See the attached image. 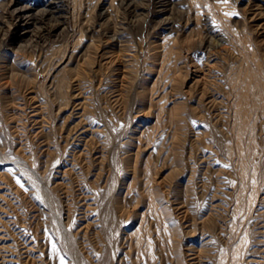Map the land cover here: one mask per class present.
Instances as JSON below:
<instances>
[{
    "label": "rangeland",
    "instance_id": "374dc122",
    "mask_svg": "<svg viewBox=\"0 0 264 264\" xmlns=\"http://www.w3.org/2000/svg\"><path fill=\"white\" fill-rule=\"evenodd\" d=\"M0 264H264V0H0Z\"/></svg>",
    "mask_w": 264,
    "mask_h": 264
},
{
    "label": "bare ground",
    "instance_id": "6f19581e",
    "mask_svg": "<svg viewBox=\"0 0 264 264\" xmlns=\"http://www.w3.org/2000/svg\"><path fill=\"white\" fill-rule=\"evenodd\" d=\"M163 8V7H162ZM9 10V9H8ZM161 11V10H160ZM42 13V12H41ZM31 15V14H30ZM35 15H37V14H35ZM40 18V17H39ZM169 19V18H168ZM21 21V20H20ZM22 22V21H21ZM26 22V21H25ZM51 22V21H50ZM61 22V21H60ZM24 23V22H23ZM40 23V22H39ZM23 27V26H22ZM25 29H26V27H25ZM36 33V32H35ZM40 33V32H39ZM43 33V32H42ZM37 34V33H36Z\"/></svg>",
    "mask_w": 264,
    "mask_h": 264
}]
</instances>
